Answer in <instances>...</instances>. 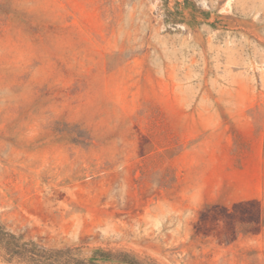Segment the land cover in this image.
I'll return each mask as SVG.
<instances>
[{
  "label": "rangeland",
  "instance_id": "1",
  "mask_svg": "<svg viewBox=\"0 0 264 264\" xmlns=\"http://www.w3.org/2000/svg\"><path fill=\"white\" fill-rule=\"evenodd\" d=\"M0 239L264 264V0H0Z\"/></svg>",
  "mask_w": 264,
  "mask_h": 264
},
{
  "label": "trees",
  "instance_id": "2",
  "mask_svg": "<svg viewBox=\"0 0 264 264\" xmlns=\"http://www.w3.org/2000/svg\"><path fill=\"white\" fill-rule=\"evenodd\" d=\"M14 237V236H10ZM1 240V239H0ZM7 244H10L9 241H7ZM8 248H11L10 245ZM47 252H52L49 250H45ZM56 254L61 253V250L55 251ZM105 263H117V264H155L151 261H141L136 256L128 253V252H115L112 253L110 251H105L102 249H95L92 252V255L87 259H75L74 258V264H105Z\"/></svg>",
  "mask_w": 264,
  "mask_h": 264
}]
</instances>
